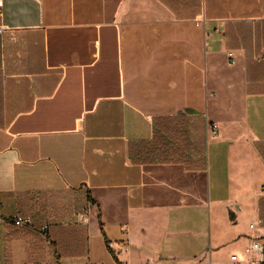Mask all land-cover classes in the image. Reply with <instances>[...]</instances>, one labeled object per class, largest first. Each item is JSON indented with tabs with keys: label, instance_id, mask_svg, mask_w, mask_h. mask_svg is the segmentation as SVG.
<instances>
[{
	"label": "crops",
	"instance_id": "obj_1",
	"mask_svg": "<svg viewBox=\"0 0 264 264\" xmlns=\"http://www.w3.org/2000/svg\"><path fill=\"white\" fill-rule=\"evenodd\" d=\"M160 116L185 162L135 163ZM260 236L264 0H0V264H235Z\"/></svg>",
	"mask_w": 264,
	"mask_h": 264
},
{
	"label": "trees",
	"instance_id": "obj_2",
	"mask_svg": "<svg viewBox=\"0 0 264 264\" xmlns=\"http://www.w3.org/2000/svg\"><path fill=\"white\" fill-rule=\"evenodd\" d=\"M154 128L152 139L130 144L132 161L135 163L185 162L184 158L188 155L187 130L180 120L172 116H160L156 118ZM46 225L47 229L44 233L49 240L48 246L54 249L55 245L49 236V225Z\"/></svg>",
	"mask_w": 264,
	"mask_h": 264
},
{
	"label": "built area",
	"instance_id": "obj_3",
	"mask_svg": "<svg viewBox=\"0 0 264 264\" xmlns=\"http://www.w3.org/2000/svg\"><path fill=\"white\" fill-rule=\"evenodd\" d=\"M212 134L214 136L218 135V125L213 124L212 126ZM80 220L87 222L88 215L87 212H80L79 214ZM33 222V218L31 215H21L18 214L13 218V223L17 227H23L26 225H30ZM47 229V225L42 226V233H44ZM45 235V233H44ZM49 244V240H47ZM231 259L235 264H264V238L263 237H255L251 240L249 246L246 248V259H240L237 254H233ZM49 264V263H45Z\"/></svg>",
	"mask_w": 264,
	"mask_h": 264
}]
</instances>
